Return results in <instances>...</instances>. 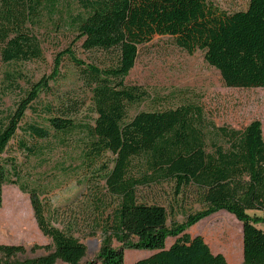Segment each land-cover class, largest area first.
<instances>
[{"label": "trees", "instance_id": "trees-1", "mask_svg": "<svg viewBox=\"0 0 264 264\" xmlns=\"http://www.w3.org/2000/svg\"><path fill=\"white\" fill-rule=\"evenodd\" d=\"M58 0H0L1 57L5 62L40 58L42 49L33 28L56 11ZM76 13L59 11L57 27L69 28L85 51H99L108 61L86 62L66 47L54 58L51 74L29 82L15 106L0 124V207L2 186L18 185L27 192L38 229L50 239L33 245L47 253L23 259L21 244L0 243V264H124L123 246L154 251L132 264H229L221 252H213L200 234L187 229L220 210L241 223L242 261L264 264V138L259 119L244 128L204 126L202 108L181 103L162 110L130 108L146 100L148 92L138 84H126L139 46L154 35L171 36L188 53L204 52L205 61L215 67L229 87H264V0H249L244 10L223 11L205 0H79ZM73 63L78 82L88 93L89 104L68 94L45 104L47 126L28 124L36 139L53 137L60 145L75 135L81 139L87 159L104 152L114 155L106 173L108 191L119 198L102 229L94 259L82 262L86 245L71 229L55 225L56 211L42 203L40 191L48 184L29 188L20 183L22 169L15 159L5 158L31 101L49 89L59 77L62 57ZM152 99V98H151ZM82 107H90L93 122L78 120ZM81 137V138H80ZM222 139L224 142L220 143ZM210 142V147L208 143ZM17 143L27 148L23 141ZM45 150L42 146L27 148ZM143 156L150 171L129 174L133 157ZM12 177H15L12 180ZM172 180L176 194L184 186L200 188L204 207L185 214L180 222L167 224L163 204L138 200L136 189L154 181ZM175 237L169 245L167 238ZM122 246L115 247L112 240Z\"/></svg>", "mask_w": 264, "mask_h": 264}, {"label": "rangeland", "instance_id": "rangeland-1", "mask_svg": "<svg viewBox=\"0 0 264 264\" xmlns=\"http://www.w3.org/2000/svg\"><path fill=\"white\" fill-rule=\"evenodd\" d=\"M205 1L223 11L234 12L244 10L249 0ZM67 3L73 13L81 9L79 0H58L56 11L45 16L38 28H33V34L39 39L42 49L40 58L5 62L1 57L0 43V124L5 113L15 106L28 88L29 82L51 74L54 58L64 48L70 47L78 58L86 62L109 60L110 53L104 55L95 50L85 51L80 46V40L75 41V35L69 28L57 27L61 16L59 11L64 12ZM59 73L57 80L49 82V89L31 101L3 156L15 159L21 167L23 175L20 183H26L29 188L48 184L40 191L39 199L56 211L55 225L71 229L85 243L84 262L96 256L102 229L119 201L117 196L108 191L105 183L106 173L113 166L114 155L104 152L89 160L83 155L81 139L75 135L60 145L53 137L36 139L29 134L26 129L28 124L47 126L45 104L58 100L61 95L68 94L89 104L88 93L78 86L80 83L76 70L66 55L60 62ZM125 83L141 85L149 94L144 102L131 106L130 116L138 110H162L190 103L202 108V124L206 127L212 124L242 129L251 120L259 119L264 138V87L226 86L219 71L205 61L202 50L188 53L178 47L171 36L154 35L150 41L139 46L135 64L125 77ZM94 116L90 107H82L77 119L92 123ZM17 140L23 141L27 148L40 145L45 150L40 154V149L35 148V153L31 154ZM219 142L224 141L220 139ZM207 146L210 147V142ZM147 166L143 156H136L131 159L128 172L139 176L150 171ZM136 194L140 201L163 204L168 211L167 224L171 221L180 222L186 213L204 207L200 188L194 184L184 186L176 194L172 180L154 181L139 185ZM257 227L264 231V224L259 223ZM191 228V232L196 231V234L203 236L213 252L223 253L229 264L241 263V223L233 214L220 210L201 219ZM174 240L175 237H168L165 244L169 245ZM49 242L50 239L36 225L28 193L21 191L17 184H4L0 207V243L23 245L25 252L17 255V258L23 259L46 254L42 248H30ZM112 245L122 246L115 239ZM123 251L124 264H132L154 252L125 246ZM56 264L66 263L58 260Z\"/></svg>", "mask_w": 264, "mask_h": 264}, {"label": "crops", "instance_id": "crops-1", "mask_svg": "<svg viewBox=\"0 0 264 264\" xmlns=\"http://www.w3.org/2000/svg\"><path fill=\"white\" fill-rule=\"evenodd\" d=\"M191 227H189L188 229H187V232H189L191 235H196V231H192L191 232ZM241 261H242V255H241ZM228 262V261H227Z\"/></svg>", "mask_w": 264, "mask_h": 264}, {"label": "water", "instance_id": "water-1", "mask_svg": "<svg viewBox=\"0 0 264 264\" xmlns=\"http://www.w3.org/2000/svg\"><path fill=\"white\" fill-rule=\"evenodd\" d=\"M96 240L94 239V242H95Z\"/></svg>", "mask_w": 264, "mask_h": 264}]
</instances>
